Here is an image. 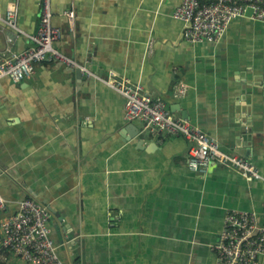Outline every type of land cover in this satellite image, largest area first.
Segmentation results:
<instances>
[{
  "label": "crops",
  "instance_id": "obj_1",
  "mask_svg": "<svg viewBox=\"0 0 264 264\" xmlns=\"http://www.w3.org/2000/svg\"><path fill=\"white\" fill-rule=\"evenodd\" d=\"M15 3L18 28L35 35L40 0H0L1 14ZM180 4L53 0L56 47L100 73L142 82L175 118L249 160L262 178L222 166L190 171L187 140L142 133L126 120L123 96L55 61L21 83L1 79L0 223L36 199L66 264H216L229 211H256L264 225V23L236 19L218 43L190 45L173 18ZM71 9L73 30L64 15ZM33 44L0 22V53ZM181 86L186 93L176 97Z\"/></svg>",
  "mask_w": 264,
  "mask_h": 264
},
{
  "label": "built area",
  "instance_id": "obj_2",
  "mask_svg": "<svg viewBox=\"0 0 264 264\" xmlns=\"http://www.w3.org/2000/svg\"><path fill=\"white\" fill-rule=\"evenodd\" d=\"M52 1L40 0L42 12L38 31L29 35L17 26L18 5H11L0 22L27 36L34 44L18 53L7 49L0 53V80L8 78L21 83L36 74V67L46 60L55 61L78 71L83 76L96 79L125 99L127 121H137L142 133H166L182 137L190 143L188 169L206 174L211 167L222 166L236 171L248 181L261 179L257 168L246 158L223 152L218 141L189 121L177 119L167 103L151 96L142 82H134L113 70L103 74L91 62L80 63L57 47L61 30L52 24ZM72 30L75 26L74 9L64 13ZM173 18L184 25L183 39L190 45L216 44L224 36L229 24L236 19H251L264 23V0H181ZM175 96H183L181 86ZM7 201L0 194V215ZM264 217V205L262 213ZM49 210L34 198L19 202L15 215L0 223L1 246L25 264H66L59 255L60 245L52 238ZM216 264H258L264 254V225L256 211H229L224 228L214 246Z\"/></svg>",
  "mask_w": 264,
  "mask_h": 264
},
{
  "label": "trees",
  "instance_id": "obj_3",
  "mask_svg": "<svg viewBox=\"0 0 264 264\" xmlns=\"http://www.w3.org/2000/svg\"><path fill=\"white\" fill-rule=\"evenodd\" d=\"M2 249L4 251H6L4 248H2V246H0V264H10V263H7V261H6L7 260V255H8L7 251L2 253V251H1ZM4 258H6V259H4Z\"/></svg>",
  "mask_w": 264,
  "mask_h": 264
},
{
  "label": "rangeland",
  "instance_id": "obj_4",
  "mask_svg": "<svg viewBox=\"0 0 264 264\" xmlns=\"http://www.w3.org/2000/svg\"><path fill=\"white\" fill-rule=\"evenodd\" d=\"M2 253L6 252L4 251L3 249L1 250ZM8 255H7V258L10 259V258H13V261L15 262V264H25L22 260H20L18 257H15L13 254L7 252Z\"/></svg>",
  "mask_w": 264,
  "mask_h": 264
}]
</instances>
